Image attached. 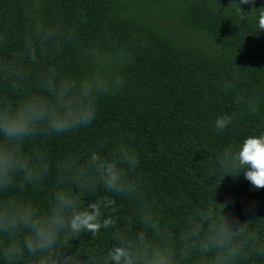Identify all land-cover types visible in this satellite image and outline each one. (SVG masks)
<instances>
[{"label": "clouds", "instance_id": "obj_1", "mask_svg": "<svg viewBox=\"0 0 264 264\" xmlns=\"http://www.w3.org/2000/svg\"><path fill=\"white\" fill-rule=\"evenodd\" d=\"M254 2L232 3L236 24H251L253 34L264 32V6L252 9ZM15 18L11 37L0 33V264H247L264 256V237L222 215L212 192L211 204L179 224L163 218L136 174L137 153L121 141L51 152V142L93 123L101 98L124 88L133 50L108 33L84 36L50 15L47 0H20ZM237 86V77L220 85L227 94ZM231 103L208 121L212 134L264 111V88ZM214 168L220 178L243 170L250 185L264 187V130L221 144ZM104 233L105 246L65 254L70 239Z\"/></svg>", "mask_w": 264, "mask_h": 264}, {"label": "trees", "instance_id": "obj_2", "mask_svg": "<svg viewBox=\"0 0 264 264\" xmlns=\"http://www.w3.org/2000/svg\"><path fill=\"white\" fill-rule=\"evenodd\" d=\"M18 3L0 0V33L9 38L18 26ZM232 3L238 0H47L50 15L84 36L108 33L133 50L122 69L124 88L98 101L89 127L49 147L54 154L66 147L83 153L121 141L137 153L136 174L163 218L179 224L196 205L211 204L212 192L214 203L224 205L222 215L264 237V187L250 185L243 170L220 178L214 168L221 144L264 130V111L244 116L224 136L208 127L215 114L232 111V95L264 88V32L251 33L243 20L236 24ZM261 6L264 0H255L251 8ZM233 77L238 86L227 94L220 85ZM108 243L107 233L70 239L65 254ZM247 264H264V256Z\"/></svg>", "mask_w": 264, "mask_h": 264}]
</instances>
